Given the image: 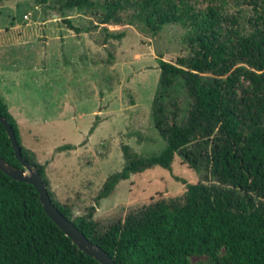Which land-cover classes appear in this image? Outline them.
<instances>
[{"label":"trees","instance_id":"obj_1","mask_svg":"<svg viewBox=\"0 0 264 264\" xmlns=\"http://www.w3.org/2000/svg\"><path fill=\"white\" fill-rule=\"evenodd\" d=\"M34 1L60 15L72 8L85 11L94 26L128 24L150 33L166 24L187 28V55L175 62L156 58L151 121L164 147L140 155L121 144L123 164L104 179L95 201L131 174L154 166L170 171L175 153L193 167L203 161L216 181L181 179V195L132 208L105 226L92 218L93 206L73 215L70 205L52 192L44 165L21 144L17 122L0 95V115L11 127L22 158L36 168L54 207L115 264H191V256H203L207 264H264V0H234L250 7L246 28L215 5L201 11L188 0H58L53 6ZM65 23L80 31L69 20ZM103 29L109 38L123 35ZM177 82L190 100L180 123L174 102L169 108L164 102ZM96 122L95 115L87 133ZM73 148L65 143L54 151ZM0 158L21 168L1 123ZM0 264L99 263L47 216L34 186L0 170Z\"/></svg>","mask_w":264,"mask_h":264},{"label":"rangeland","instance_id":"obj_2","mask_svg":"<svg viewBox=\"0 0 264 264\" xmlns=\"http://www.w3.org/2000/svg\"><path fill=\"white\" fill-rule=\"evenodd\" d=\"M57 1L45 4L53 6ZM188 1L201 11L215 5L243 28L251 14L248 5L234 0ZM65 20L80 31L69 28ZM94 24L89 13L75 8L60 15L34 0L0 2V87L21 144L40 164L45 166L55 157V165L63 167L64 173L52 174L55 197L69 204L73 215L93 206L92 218L105 226L132 208L181 195V179L216 181L203 161L193 167L175 153L170 171L154 166L131 174L95 201L104 179L123 164L121 144L140 155L156 154L164 147L151 121L159 72L156 58L175 62L188 54V44L187 28L180 24H166L156 33L128 24ZM103 28L123 35L106 37ZM164 102L168 108L170 102L177 106L179 123L185 119L190 100L178 82ZM95 115L89 145L54 151L64 142L87 139ZM190 262L207 264L203 256H191Z\"/></svg>","mask_w":264,"mask_h":264},{"label":"water","instance_id":"obj_3","mask_svg":"<svg viewBox=\"0 0 264 264\" xmlns=\"http://www.w3.org/2000/svg\"><path fill=\"white\" fill-rule=\"evenodd\" d=\"M0 123L12 146L14 156L21 168H16L0 158V170L10 178L31 184L38 193L39 202L47 216L70 238L76 247L95 259L99 264H115L99 246L91 243L75 226L66 219L50 202L46 188L34 166L26 162L19 151L14 134L6 120L0 115Z\"/></svg>","mask_w":264,"mask_h":264},{"label":"crops","instance_id":"obj_4","mask_svg":"<svg viewBox=\"0 0 264 264\" xmlns=\"http://www.w3.org/2000/svg\"><path fill=\"white\" fill-rule=\"evenodd\" d=\"M0 95L2 96V93H1V87H0ZM2 98H3V96H2ZM93 131V130H92ZM92 131L90 132V133H88L89 135V137L86 139V138H83V140H81L80 142H78V141H74V142H71V143H69V142H64V144L65 143H69V144H73L74 145V148L73 149H69V150H64V151H75L76 149H78L77 147L78 146H80V145H84V147L85 146H87V145H89L90 143H91V139H92V135L93 134H91L92 133ZM78 142V143H77ZM63 144V143H62ZM60 145V144H59ZM58 146V145H57ZM56 147V146H55ZM54 147V148H55ZM76 148V149H75ZM31 151V150H30ZM60 152V151H59ZM33 153V152H32ZM55 157H53L51 160H48L47 162L48 163H46V165L44 166V171H45V174H46V177H47V179H48V181H49V185L51 184V179L53 178L52 177V174L56 171L57 173H64L65 171L63 170V167L62 166H60V167H57L56 165H55V162H54V159ZM48 173L50 174V176L51 177H49V175H48Z\"/></svg>","mask_w":264,"mask_h":264}]
</instances>
